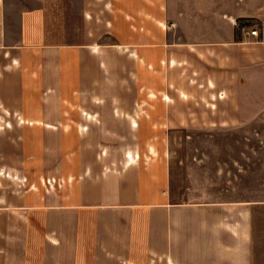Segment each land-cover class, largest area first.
<instances>
[{"label": "crops", "instance_id": "crops-1", "mask_svg": "<svg viewBox=\"0 0 264 264\" xmlns=\"http://www.w3.org/2000/svg\"><path fill=\"white\" fill-rule=\"evenodd\" d=\"M0 264H264V0H0Z\"/></svg>", "mask_w": 264, "mask_h": 264}, {"label": "rangeland", "instance_id": "rangeland-1", "mask_svg": "<svg viewBox=\"0 0 264 264\" xmlns=\"http://www.w3.org/2000/svg\"><path fill=\"white\" fill-rule=\"evenodd\" d=\"M196 98V97H195ZM191 104L195 103L194 96L190 98ZM153 101H156V98H153ZM162 103V102H160ZM165 108V106H163ZM160 115L158 127L152 128H142L143 136H147L145 142L141 143L142 151L148 152L157 150L158 151H169L174 154L175 157H178L177 153H188V157L192 158L193 156H198L203 154V152H212L213 153V143H204V136L207 137H228L230 135L229 128H201L196 126L190 127H169V126H160L161 120L166 118V112L161 110L158 113H154V116ZM197 113L190 112V123H197ZM169 124V122H167ZM189 137V138H188ZM158 138V139H155ZM209 139H206V141ZM158 141V143H156ZM213 141V140H210ZM152 146V148H151ZM219 146V145H217ZM225 146V145H223ZM213 157V154H211Z\"/></svg>", "mask_w": 264, "mask_h": 264}, {"label": "built area", "instance_id": "built-area-1", "mask_svg": "<svg viewBox=\"0 0 264 264\" xmlns=\"http://www.w3.org/2000/svg\"><path fill=\"white\" fill-rule=\"evenodd\" d=\"M251 34H253V35H257V34H258L257 29L252 30V31H251Z\"/></svg>", "mask_w": 264, "mask_h": 264}]
</instances>
